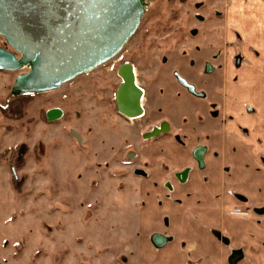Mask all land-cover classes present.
<instances>
[{"label":"rangeland","instance_id":"374dc122","mask_svg":"<svg viewBox=\"0 0 264 264\" xmlns=\"http://www.w3.org/2000/svg\"><path fill=\"white\" fill-rule=\"evenodd\" d=\"M243 8L258 20L264 0H152L114 58L57 89L32 93L21 109L11 111L7 101L15 78L29 68L0 69V264H149L144 244L158 230L144 222L149 199L162 187L149 170L154 159L146 147L184 135L174 129L144 141L142 134L163 120L179 124L200 106L174 70L219 101L224 89L231 95L245 84L241 72L264 61L248 47V34L233 27L232 16L243 23ZM0 45L13 49L1 35ZM238 56L245 62L240 66ZM125 60L135 63L146 89L144 118L127 120L114 107L116 69ZM205 62L215 68L210 81L203 79ZM53 108L62 115L50 119ZM171 183L162 186L172 192ZM218 238L226 247L231 242L223 231ZM246 248L232 247L223 264H264L253 262Z\"/></svg>","mask_w":264,"mask_h":264},{"label":"crops","instance_id":"0c3cea01","mask_svg":"<svg viewBox=\"0 0 264 264\" xmlns=\"http://www.w3.org/2000/svg\"><path fill=\"white\" fill-rule=\"evenodd\" d=\"M232 113L236 120L223 130L194 136L185 130L187 145L163 137L146 147V157L154 159L149 170L162 188L149 199L150 214L144 224L154 223L153 229L170 238L161 247L163 252L156 251L152 242L144 244L149 264H223L232 247L245 246L253 262H264V213L252 210L264 206V129L245 134L237 126L245 122L244 115ZM198 144L208 145L204 168L198 167L193 155ZM171 151L183 155L182 159ZM188 166L192 173L181 182L176 173ZM166 179L172 182V192L162 186ZM236 192L243 193L247 202L239 200ZM236 209L247 213L233 212ZM222 231L230 237L228 247L218 238Z\"/></svg>","mask_w":264,"mask_h":264},{"label":"water","instance_id":"95a60500","mask_svg":"<svg viewBox=\"0 0 264 264\" xmlns=\"http://www.w3.org/2000/svg\"><path fill=\"white\" fill-rule=\"evenodd\" d=\"M148 3V0H0V35L13 48L0 45V69L29 68L15 78L12 93L57 89L114 58L138 29ZM125 77L129 85H134L132 72ZM178 79L193 88L182 77ZM47 115L55 119L62 111L53 108ZM169 239L159 232L151 236L157 248Z\"/></svg>","mask_w":264,"mask_h":264},{"label":"flooded vegetation","instance_id":"af4514ba","mask_svg":"<svg viewBox=\"0 0 264 264\" xmlns=\"http://www.w3.org/2000/svg\"><path fill=\"white\" fill-rule=\"evenodd\" d=\"M151 1L152 0H148V2ZM251 6L250 10L253 11L255 4L253 3ZM243 10L244 12L242 11V14H245L243 23L239 22L233 16H230L233 21L238 22L237 27L235 25H233V27L239 35L241 33L248 34L246 36L251 40V42L248 40V42H250L248 47L256 49L257 54L259 55L262 52V58L264 59V13H262V16L258 18V20H255V18L250 17L252 16L251 13H248L249 15H247V11H245L246 9L243 8ZM238 11L239 10H234L231 14L241 16ZM199 19L201 20L204 18L201 15ZM161 61L165 65L170 62L168 56H163ZM242 63L245 62L242 60V57L238 56L236 58V64L240 66ZM195 65L196 62L192 61L191 66L195 67ZM203 67L204 71L202 74L206 75L203 79L210 81L209 77H211V74L215 72V68L210 62H205ZM130 72L134 75V85H129L125 77V75H129ZM173 74L176 77L177 82L185 88L189 94L195 98V100H197L196 102L200 103V106H198V108L195 107V111L189 113V115L180 116L179 124L172 123L168 120L161 121L151 130L144 132L142 134V140L148 141L150 139H156L162 135L172 132L174 129L178 133L177 136H179L180 133L185 135L184 131L187 129L191 131L193 136L202 131L210 132L212 130H223L227 123L236 120L235 114L232 113L235 112V110L242 113L245 117V122L237 125L238 128L245 134H250L252 130L258 131L260 129H264V61L262 63L255 62L253 67H249L244 72H241V76L247 74V78L242 77L243 79L240 80L242 82L244 81L245 84L243 83V85H237L234 94L231 95L226 94L227 89H224V93L219 96V101L209 99L210 95L206 90H198L197 84L188 80V78L182 75L179 71L174 70ZM116 75L119 77V81L113 93V103L116 111L127 120L144 118L147 114V109L145 108L146 89L139 80V72L135 63L130 60L119 62L116 69ZM178 76L182 77L189 85H192L193 88L190 89L189 86L180 82ZM232 83V79H230L229 84ZM232 85L234 86L235 84ZM221 87L226 88L222 84ZM240 92L243 93L239 94ZM230 105L235 108L231 109ZM207 112L212 114L209 113L207 115ZM187 138L188 137L186 136H180L179 142L185 144L183 140L187 142ZM195 140L199 142L200 137H195ZM207 150V144H198L194 148L193 155L197 161L198 167L200 168H204L205 166V155ZM140 173H144L146 175L143 170L140 171ZM191 173L192 166H188L177 172L176 175L179 180L184 178L185 180L183 182H185L188 180V176ZM235 196L244 202H247L248 200L243 193L236 192ZM252 210L257 214H263L264 206H255L252 207ZM233 212L246 214L247 210L236 209Z\"/></svg>","mask_w":264,"mask_h":264},{"label":"trees","instance_id":"16d2710c","mask_svg":"<svg viewBox=\"0 0 264 264\" xmlns=\"http://www.w3.org/2000/svg\"><path fill=\"white\" fill-rule=\"evenodd\" d=\"M32 95V93H23V94H13L12 96V101H7L8 103V107L10 106V110L12 111L14 108H18V109H21L20 106H21V101L23 100V98H27V97H30ZM6 108L7 107H4L3 106V112L5 113L6 111ZM9 110V111H10Z\"/></svg>","mask_w":264,"mask_h":264},{"label":"built area","instance_id":"2783aa9c","mask_svg":"<svg viewBox=\"0 0 264 264\" xmlns=\"http://www.w3.org/2000/svg\"><path fill=\"white\" fill-rule=\"evenodd\" d=\"M181 181H184L185 179L183 178V179H180Z\"/></svg>","mask_w":264,"mask_h":264}]
</instances>
